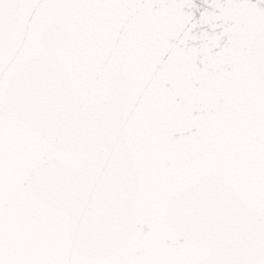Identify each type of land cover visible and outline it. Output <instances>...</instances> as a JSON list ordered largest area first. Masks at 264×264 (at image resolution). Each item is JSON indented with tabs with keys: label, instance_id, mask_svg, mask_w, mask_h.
I'll return each mask as SVG.
<instances>
[{
	"label": "snow or ice",
	"instance_id": "snow-or-ice-1",
	"mask_svg": "<svg viewBox=\"0 0 264 264\" xmlns=\"http://www.w3.org/2000/svg\"><path fill=\"white\" fill-rule=\"evenodd\" d=\"M0 264H264V0H0Z\"/></svg>",
	"mask_w": 264,
	"mask_h": 264
}]
</instances>
